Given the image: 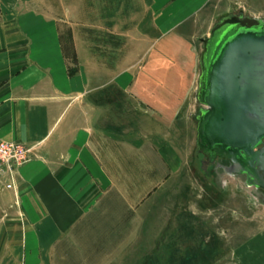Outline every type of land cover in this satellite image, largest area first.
<instances>
[{"label":"crops","instance_id":"1","mask_svg":"<svg viewBox=\"0 0 264 264\" xmlns=\"http://www.w3.org/2000/svg\"><path fill=\"white\" fill-rule=\"evenodd\" d=\"M117 1L140 3L125 6L138 11L121 30L130 61L98 64L69 21L71 68L49 7L0 0V136L33 145L13 177L0 174V264H135L146 248L141 219L183 164L199 37L216 0ZM93 3L62 9H82L87 25ZM137 53H147L138 68Z\"/></svg>","mask_w":264,"mask_h":264},{"label":"rangeland","instance_id":"2","mask_svg":"<svg viewBox=\"0 0 264 264\" xmlns=\"http://www.w3.org/2000/svg\"><path fill=\"white\" fill-rule=\"evenodd\" d=\"M30 1L34 5H46L49 8L43 12L60 20L71 68L77 67V58L73 54L69 21L75 25L81 50L90 46L98 64L114 68L124 67L130 61L125 57L127 53H122L127 43L121 30L128 28L123 24L133 22L138 11L125 6H140V3L129 1L123 4L124 8H116L121 6L120 1L102 0L101 9V0H93L94 8L86 11L90 24L84 25L82 9H62L68 0ZM57 5L61 8H52ZM214 7V19L239 10L264 17V0H216ZM73 15L75 19L71 21ZM197 44L200 49V43ZM137 55L133 66L138 68L146 62L147 53ZM199 70L197 59L195 72L199 74ZM196 86L189 96V132L184 138L182 167L173 171L150 200L157 202V206L146 221L141 219V225L150 227V234L140 238L146 248L140 250L141 256L135 264H264V190L249 185L243 174L227 173L217 162L202 167L203 156L196 146L195 114L199 111ZM147 208H151V203ZM151 242L155 245L148 246Z\"/></svg>","mask_w":264,"mask_h":264},{"label":"water","instance_id":"3","mask_svg":"<svg viewBox=\"0 0 264 264\" xmlns=\"http://www.w3.org/2000/svg\"><path fill=\"white\" fill-rule=\"evenodd\" d=\"M196 146L202 167L215 158L264 190V17L219 15L199 37Z\"/></svg>","mask_w":264,"mask_h":264},{"label":"built area","instance_id":"4","mask_svg":"<svg viewBox=\"0 0 264 264\" xmlns=\"http://www.w3.org/2000/svg\"><path fill=\"white\" fill-rule=\"evenodd\" d=\"M33 145L0 136V174L13 177L16 168L31 157Z\"/></svg>","mask_w":264,"mask_h":264},{"label":"flooded vegetation","instance_id":"5","mask_svg":"<svg viewBox=\"0 0 264 264\" xmlns=\"http://www.w3.org/2000/svg\"><path fill=\"white\" fill-rule=\"evenodd\" d=\"M213 162H217V164L227 163L225 160L219 159V158H215ZM227 173H229V172H227ZM229 174H231V173H229Z\"/></svg>","mask_w":264,"mask_h":264}]
</instances>
